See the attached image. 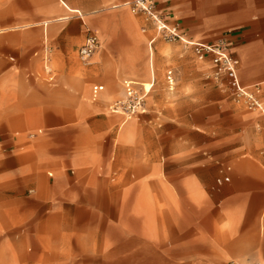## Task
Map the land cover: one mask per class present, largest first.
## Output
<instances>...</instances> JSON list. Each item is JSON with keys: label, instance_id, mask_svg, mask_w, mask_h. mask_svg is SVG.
<instances>
[{"label": "rangeland", "instance_id": "374dc122", "mask_svg": "<svg viewBox=\"0 0 264 264\" xmlns=\"http://www.w3.org/2000/svg\"><path fill=\"white\" fill-rule=\"evenodd\" d=\"M93 2L83 0L86 7ZM121 2L83 11L89 26L70 13L84 35L73 34L65 53L57 40L68 19L59 21L53 34L44 26L12 29V18L29 10V0H0V264H264V152L253 148L264 125L243 123L250 110L237 112L245 102L231 94L224 79L215 78L210 60H199L193 47L159 38L147 110L130 119L112 113L111 104L126 95L129 81L143 87L144 78L135 72L147 66V42L155 36L146 15ZM90 16H106V39ZM126 18L136 21L134 29ZM90 33L102 47L84 63L78 49ZM169 69L175 73L173 90L166 81ZM96 84L103 88L95 99ZM30 112L38 122H28ZM59 116L76 121L82 133L65 146L78 142L86 152L92 149L109 163L101 177L123 187L97 188L103 194L95 204L101 218L87 220V226L40 220L37 228L24 208L51 197L48 179L54 169L39 160L37 150L59 146L46 133L51 117ZM14 135L20 138L16 144ZM39 137L37 149L28 150ZM142 179L143 189L137 185ZM124 191L133 205L131 219L107 209L122 201ZM149 232H157L159 245H168L154 256L146 249ZM172 244L181 251L167 252Z\"/></svg>", "mask_w": 264, "mask_h": 264}, {"label": "crops", "instance_id": "0c3cea01", "mask_svg": "<svg viewBox=\"0 0 264 264\" xmlns=\"http://www.w3.org/2000/svg\"><path fill=\"white\" fill-rule=\"evenodd\" d=\"M56 1L58 3L53 0H45V4L42 5L43 2L41 3L38 0H29V10L23 12V14L22 11H19L18 16L16 13L15 17L12 18L14 25H10L11 27L9 28L25 27L40 30L44 26L45 32H48L47 29L49 27L53 34L59 26L58 22L68 19L66 25L62 27L59 33V35H62L61 40H57L58 44H63L64 52L68 53L70 47L73 45L72 35L75 34L77 39H82L84 35L82 25H80L78 20L73 19V17L70 18L69 14L80 12L81 19L87 24V21L83 19V11L98 12L100 6L113 0H94L92 7H86L83 0H64L65 3L59 0ZM121 1L122 5H128L127 3L134 0ZM60 4L64 7L66 13L61 11ZM121 4H115L112 7L116 8ZM156 8L163 19L170 24L177 25L181 33L189 40L205 44H213L220 40L228 42L231 54L239 62L238 75L241 84L253 91L258 98H264V0H156ZM48 16L50 17L48 18ZM105 17L90 16L88 18L95 26L99 27L98 33L102 39H106L107 37L104 31V26H106L107 22L105 21ZM123 21L126 22L129 28L134 29L136 26V21L132 18H126ZM140 40L142 38L137 35V42H140ZM21 42L30 43L28 40L25 42L24 39ZM148 42L146 46L148 53L147 66L139 70V73L136 71L135 75L143 77L144 79L141 82L147 90H151V84L155 85V79L153 78L155 74L154 55H156V49L161 45L155 42L153 48H151ZM59 49L61 50L62 48L59 47ZM20 50L23 49L20 48ZM94 57L92 58L93 60ZM46 69H49L48 65ZM222 79H224L223 82L226 83L231 94L234 96L226 77H222ZM99 86L101 89L103 88L102 85ZM235 108H237L238 113L250 110V112L246 111L243 119V123H247L249 127H253L255 123H262L264 125L260 111L250 108L246 103L242 108L238 106ZM78 112L80 111L78 110ZM32 113L36 115L34 112H30L31 117L28 121L30 124L38 122V117ZM13 115L15 116L16 114L14 113ZM53 118L51 117L48 121L49 127L46 133L50 135V141L54 140V143L59 146L55 145L53 148H46L47 150H37L39 160L54 169L55 174L49 172L51 177L48 179L51 197L48 200L40 198L32 201L28 207L24 208V214H28L27 217L29 219L38 221L36 222L37 228L49 220L63 221V226L67 228L87 226V220L92 219L95 221L101 218V207L98 208L95 204H97V198L99 200V197L101 198L103 194L100 191L98 192L97 188L107 186L109 189H116L123 186L101 177L100 173L109 170V163L107 160L93 155L92 149L88 153L78 147V142H68L67 146H65L67 140L78 141L80 139L82 133L76 127V125L78 126L76 121L70 123L69 120L66 121L67 118L60 116L55 119ZM42 131V129H39L38 132L42 133ZM38 132L34 133V136L29 134V137H37ZM17 135L13 137V144L18 143L20 139L19 135ZM42 138L39 137L38 141L36 140L34 144H31L28 150H36ZM258 138L259 141L254 143L253 148L255 153L262 154L264 152V130L259 131ZM259 146L261 147L259 148ZM11 149L13 150L14 147ZM81 175L82 177L79 178ZM225 179L229 180V178ZM145 184L146 181L143 179L137 183L141 189H143ZM82 189H85V191ZM76 190H82L78 191L82 194L75 195ZM29 192L33 193L34 189H30ZM127 192L124 191L121 204L116 202L111 205L109 204L110 206L107 208L109 212L120 214L121 219L132 218L133 205L127 200L129 195ZM116 193L117 191H115ZM76 197L81 199L80 202L75 201ZM262 219H264V212L261 216L260 230L264 224ZM40 220L44 222H40ZM147 237L151 238V240L146 244V249L148 252L150 251L151 256H154L153 253L164 248L166 243L161 242L163 244L159 245L158 241L160 240L157 232H149ZM33 241L36 242L35 244H40L36 238H33ZM166 249L167 252L173 255L181 251L180 247L175 246V244Z\"/></svg>", "mask_w": 264, "mask_h": 264}, {"label": "built area", "instance_id": "2783aa9c", "mask_svg": "<svg viewBox=\"0 0 264 264\" xmlns=\"http://www.w3.org/2000/svg\"><path fill=\"white\" fill-rule=\"evenodd\" d=\"M65 3L64 0H59ZM133 13H143L152 23L155 30V36L149 39L148 45L153 48L157 38L168 42H181L185 46L193 47L199 60L210 62L214 66V75L216 79L226 77L229 87L237 100L244 101L250 108L260 111L264 121V98H258L253 91L241 84L238 75V60L231 54L228 42L224 40L213 44H205L189 40L184 36L177 25L170 24L163 19L157 12L156 0H134L127 3ZM80 14V12H78ZM146 32V27L143 28ZM100 47V40L95 33L87 35L85 42L79 48V58L84 63H89L94 53ZM175 73L173 69L167 70L166 81L170 90H173L176 84ZM153 83L151 84V88ZM101 87L95 85L93 88V98H97ZM150 90L145 86L139 87L136 82L127 83V93L121 98L116 99L110 106V111L114 114L123 115L130 119L134 115L145 112L146 96ZM34 136V133H31Z\"/></svg>", "mask_w": 264, "mask_h": 264}, {"label": "bare ground", "instance_id": "6f19581e", "mask_svg": "<svg viewBox=\"0 0 264 264\" xmlns=\"http://www.w3.org/2000/svg\"><path fill=\"white\" fill-rule=\"evenodd\" d=\"M101 42V41H100ZM100 47H102V45L100 46ZM95 55V54H94ZM94 55L92 56V58L94 57ZM92 58H91V60H92ZM147 89V88H146Z\"/></svg>", "mask_w": 264, "mask_h": 264}]
</instances>
